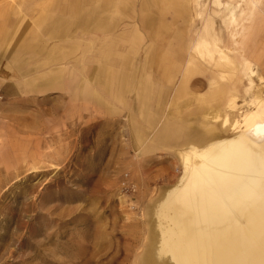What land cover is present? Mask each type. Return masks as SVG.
Returning a JSON list of instances; mask_svg holds the SVG:
<instances>
[{"label": "rangeland", "instance_id": "1", "mask_svg": "<svg viewBox=\"0 0 264 264\" xmlns=\"http://www.w3.org/2000/svg\"><path fill=\"white\" fill-rule=\"evenodd\" d=\"M219 1L79 0V46L109 40L111 72H146L156 85L119 121L95 119L77 136L63 129L31 159L0 160V264H145L150 253L147 264H173L158 253V205L200 162L194 152L264 122V0ZM33 2L0 9L22 23ZM211 14L230 61L194 51ZM86 18L94 33L81 30Z\"/></svg>", "mask_w": 264, "mask_h": 264}, {"label": "crops", "instance_id": "2", "mask_svg": "<svg viewBox=\"0 0 264 264\" xmlns=\"http://www.w3.org/2000/svg\"><path fill=\"white\" fill-rule=\"evenodd\" d=\"M33 1L36 7L29 3L27 12L19 11L22 23L11 17L13 9H0V160L31 159L63 129L77 136L79 126L88 127L95 119L119 121L125 112L137 111L134 105L147 106L156 85L146 72H111L109 49L115 47L109 40L105 47L94 39L79 46V0ZM81 9L87 17L96 15L91 5ZM33 11L37 32L30 27L34 20L25 19ZM92 21L86 18L81 30L94 33ZM32 31V37L26 36Z\"/></svg>", "mask_w": 264, "mask_h": 264}, {"label": "bare ground", "instance_id": "3", "mask_svg": "<svg viewBox=\"0 0 264 264\" xmlns=\"http://www.w3.org/2000/svg\"><path fill=\"white\" fill-rule=\"evenodd\" d=\"M226 6L231 23L235 9ZM212 19L211 14L205 21L194 51L230 61ZM253 127L194 152L200 162L186 165L155 213L160 256L173 264H264V122Z\"/></svg>", "mask_w": 264, "mask_h": 264}]
</instances>
